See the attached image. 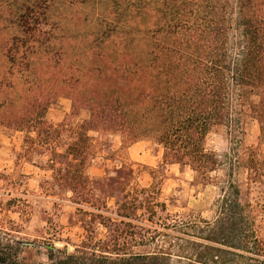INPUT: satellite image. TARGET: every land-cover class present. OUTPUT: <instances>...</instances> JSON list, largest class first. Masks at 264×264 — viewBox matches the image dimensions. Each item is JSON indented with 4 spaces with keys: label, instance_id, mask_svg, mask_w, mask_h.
Here are the masks:
<instances>
[{
    "label": "trees",
    "instance_id": "16d2710c",
    "mask_svg": "<svg viewBox=\"0 0 264 264\" xmlns=\"http://www.w3.org/2000/svg\"><path fill=\"white\" fill-rule=\"evenodd\" d=\"M122 1L128 6L122 13L95 14L88 43L94 62L74 80L68 76L73 66L67 67L70 55L63 46L55 49L53 27L47 30L41 24L48 14L37 11L73 2L0 0V127L25 130L28 135L33 127L36 138L26 153L42 149L61 134L47 128L45 112L58 95H64L63 88L69 89L75 106H83L89 116L73 132L74 142L64 154L68 161H51L64 186L76 185L67 170L75 162L79 166L87 162L86 144L94 128L119 133L130 142L150 138L163 147V164L189 167L196 181L219 189L216 223L207 238L216 247L195 250L194 263H220L226 254L222 246L251 249L263 256V247L246 239L257 231L255 214L264 211L260 202L250 201L252 187H264V153L258 148L244 150L236 154V163L227 159V166L205 145L209 134L218 129L229 136L243 133L249 116L258 122L264 144V0ZM158 5L166 12L153 9ZM154 11L163 24L142 26L143 17H156ZM43 63L46 73L56 71L50 75L54 90L41 89ZM91 74L96 77L92 90H75L74 85ZM242 169L247 182L239 178ZM218 173L223 178H212ZM83 177L79 172V180ZM244 231L250 232L247 237ZM232 237H243L245 244L243 240L232 244ZM74 258L60 264L84 261V257ZM86 260L90 264H170V255L145 256L117 248L109 256L93 254ZM0 264L17 263L1 250Z\"/></svg>",
    "mask_w": 264,
    "mask_h": 264
},
{
    "label": "rangeland",
    "instance_id": "374dc122",
    "mask_svg": "<svg viewBox=\"0 0 264 264\" xmlns=\"http://www.w3.org/2000/svg\"><path fill=\"white\" fill-rule=\"evenodd\" d=\"M71 1L72 5L58 4L57 8L37 11L48 14L41 24L47 30L53 27L55 49L63 46L67 50V67L73 64L68 76L78 80L80 72L94 62V51L88 43L94 33L95 14L121 12L128 6L122 0ZM153 9L166 12L160 5ZM154 13L155 18L143 17L142 26L163 24L162 16ZM40 72L45 75L41 89L54 90L50 75L56 71L46 73L43 63ZM95 78L91 74L82 84H73L75 90L91 91ZM64 89V95H58L44 115L47 128L60 130V138L42 149L36 147V151L26 153L36 138L33 127L31 135L25 130L0 127V251L11 254L17 264H60L70 256L84 257L77 264H90L86 258L93 254L109 256L117 248L145 256L169 253L170 264H196L193 252L215 245L207 238L216 223L218 187H205L196 181L189 167L163 164V147L150 138L130 142L119 133L99 128L89 133L87 162L81 166L75 162L67 170L76 185L64 186L52 170L51 161H68L64 154L74 142L73 132L89 116L83 106H75L72 92ZM259 138L258 122L249 116L243 133L229 136L226 130L218 129L209 134L205 146L228 166L227 159L234 161L236 154L240 156L244 150L258 148L264 153ZM62 168L67 169L64 164ZM79 172L85 176L80 180ZM239 173L240 180L247 182L246 170ZM212 178H223V173L213 174ZM250 201L264 205L263 186L252 187ZM258 212L254 222L257 231L246 242L264 249V211ZM249 233L244 231L243 237ZM241 238L232 237V244L237 246L239 240L245 244ZM200 244L202 248H198ZM221 248L226 254L217 264H264V251L258 256L251 249Z\"/></svg>",
    "mask_w": 264,
    "mask_h": 264
}]
</instances>
